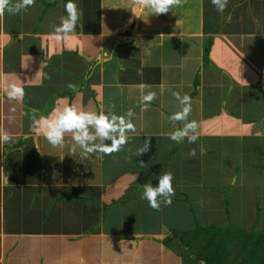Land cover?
I'll use <instances>...</instances> for the list:
<instances>
[{"label":"crops","instance_id":"crops-1","mask_svg":"<svg viewBox=\"0 0 264 264\" xmlns=\"http://www.w3.org/2000/svg\"><path fill=\"white\" fill-rule=\"evenodd\" d=\"M67 2L0 16V78L25 91L0 95V129L14 138L0 143V264H193L199 228L264 232V0H228L222 13L187 0L140 17L129 0H74L77 26L57 43ZM141 84L157 93L146 111ZM173 91L191 97L195 143L167 135L185 123L168 119L182 107ZM73 104L131 108L136 131L121 151L85 157L30 127ZM167 172L175 195L156 211L143 187Z\"/></svg>","mask_w":264,"mask_h":264},{"label":"clouds","instance_id":"clouds-1","mask_svg":"<svg viewBox=\"0 0 264 264\" xmlns=\"http://www.w3.org/2000/svg\"><path fill=\"white\" fill-rule=\"evenodd\" d=\"M187 0H129L131 12L140 17V13L147 9L152 15L167 14L176 7L183 6ZM212 4L217 11L223 12L228 4V0H212ZM35 6V0H0V16L7 11L10 14H17L21 11H27L29 7ZM66 17H61L58 26H54L53 39L61 43L70 37L75 30L77 21L81 13L78 10L74 0H68L65 5ZM67 87L76 91L77 86L69 83ZM149 86L139 85L141 91L142 111H146L148 106L156 99L155 91L145 90ZM164 86L161 85V92ZM182 106L181 109L171 115L168 119L170 122H185L182 128L167 133L168 137L175 143L183 142L185 139L189 143H195L200 136V125L196 120L186 122L192 111V100L188 94H181L177 91L171 93ZM0 95H6L8 99L22 102L25 96L24 87L15 81H8L0 78ZM115 107L114 105L112 106ZM135 112L130 108L125 115H116L114 113H105L101 111H85L74 104L66 106L58 114H51L49 117L41 116L36 118L35 114L31 117L30 127L34 129L37 136L43 135L46 141L54 148H64L68 146L72 155L77 154L80 150L85 157L89 155L102 153L111 155L119 152L129 142L130 132L136 131V125L132 118ZM66 137H69L66 140ZM13 137L7 132L0 129V143L7 144L13 141ZM111 141V143H105ZM150 143L146 139L145 145L137 150L136 155L140 156L149 150ZM190 156L196 155V150L189 152ZM173 174L164 173L160 176L158 184L153 186L145 184L143 187V198L148 201L149 206L156 211L161 208V203L170 206L175 190L172 185Z\"/></svg>","mask_w":264,"mask_h":264},{"label":"trees","instance_id":"trees-1","mask_svg":"<svg viewBox=\"0 0 264 264\" xmlns=\"http://www.w3.org/2000/svg\"><path fill=\"white\" fill-rule=\"evenodd\" d=\"M210 50L211 43L205 50L206 63H209ZM197 232L204 237L200 239L202 248L196 249L200 255L191 261L193 264H264V232H246L233 227L199 228Z\"/></svg>","mask_w":264,"mask_h":264},{"label":"water","instance_id":"water-1","mask_svg":"<svg viewBox=\"0 0 264 264\" xmlns=\"http://www.w3.org/2000/svg\"><path fill=\"white\" fill-rule=\"evenodd\" d=\"M84 201H87V202H89V201H91V200H88V199H83Z\"/></svg>","mask_w":264,"mask_h":264}]
</instances>
